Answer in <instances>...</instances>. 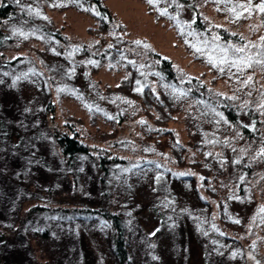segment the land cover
Returning <instances> with one entry per match:
<instances>
[{
	"label": "rangeland",
	"instance_id": "rangeland-1",
	"mask_svg": "<svg viewBox=\"0 0 264 264\" xmlns=\"http://www.w3.org/2000/svg\"><path fill=\"white\" fill-rule=\"evenodd\" d=\"M48 1L54 8L40 0L14 5L32 18L46 17L71 42L70 51L81 44L110 47L112 37H121L119 62L84 60L96 94L109 89L120 94L105 93V115L92 114L85 96L67 81L57 83L51 73L50 67L63 62L69 76L81 81L84 71L69 61L70 51L39 36L27 38L31 29L25 18L24 24L18 16L7 21L12 40L0 49V62L17 60L0 65V115L17 129H37L41 137L36 146L0 149V231L11 238L2 264H28L30 259L36 264H76L83 259L117 264L110 250L109 222L98 215L63 218L53 210L63 207L120 213L126 221L129 264H264V144L253 146L242 139L216 101L192 99L185 92L160 126L157 113L144 110L139 92L122 82L129 75L126 63L143 62L135 48L147 44L170 59L181 80L194 77L212 96L252 104L264 119V12L257 7L264 0H196L208 34L185 27V42L164 16L160 0H101L113 17L103 33L96 19L69 6L71 0ZM221 30L233 37L223 39ZM209 38L213 44L207 45ZM240 48L244 51L237 52ZM149 88L154 94L159 88L174 90L155 80ZM48 97L53 111L45 114ZM205 109L218 121L228 147H235L239 158L253 167L241 190L231 180L221 149L208 140L212 129L201 114ZM55 129L75 135L97 158L121 159L107 163V194L100 189L95 164L85 159L80 162L81 182L74 185L52 142L50 132ZM207 163L212 164L208 174ZM151 203L160 206L152 208ZM36 205L42 210L30 223H17ZM13 230L17 235L24 230L27 247L17 244Z\"/></svg>",
	"mask_w": 264,
	"mask_h": 264
},
{
	"label": "trees",
	"instance_id": "trees-1",
	"mask_svg": "<svg viewBox=\"0 0 264 264\" xmlns=\"http://www.w3.org/2000/svg\"><path fill=\"white\" fill-rule=\"evenodd\" d=\"M18 0H0V49L6 47L7 43L12 40V35L7 28V21L18 16L21 17V22L23 23L25 18V25L28 29H31L28 33L27 38L32 39L35 36L38 38H44V40H50L59 45L61 49H64L68 53L71 48V42L68 38L60 32L59 29L53 27L51 22L46 17L42 18H32L26 11H18L16 6ZM44 5L54 8L48 0H40ZM161 5L165 12L163 13L166 18H168L173 27L176 29L178 36L186 41L184 28L191 30H197L204 32L205 35L208 34L205 25L199 18V13L196 8V0H160ZM69 6L75 7L80 11H83L94 19L98 21L100 32H106L108 28V23L113 21L111 12L103 4L101 0H71ZM160 13L157 12V16ZM2 22V23H1ZM24 24V23H23ZM121 28L122 25H119ZM222 38L227 39L228 37H233L229 33L221 30ZM35 37V38H36ZM209 41V42H208ZM205 42L208 44H213V39L209 38ZM135 48L137 55L141 56L143 59L142 63L137 65H130L126 63V69L129 71L127 80L122 82H127V87L131 90H136L139 92V96L145 104L144 110L146 108H152L157 116L155 121L160 126H165V123L171 117L173 111L176 110V103L180 92H185L187 97L192 99H208L210 103L216 104L219 107L223 117L228 123H232L236 126L238 134L242 139L246 140L248 143L253 144V146L261 142L264 144V119H261L259 111L252 104H239L233 103L231 100L221 97L212 96L214 95L210 90H208L204 84L199 83L196 78L189 77V79L181 80L174 69L170 59L161 56L159 53L153 51L147 44H141ZM122 46L121 37H112L110 39V47L101 48L99 44H95L92 47L81 44L73 48L70 51L69 61L74 62L76 65H80L83 69L81 75V81L77 83L78 78L69 76L67 72V67L63 62H59L50 67L51 73L54 77L58 79V82L67 81L69 86L76 88L84 100L87 101V108L92 114L105 115L104 109L101 106V97L105 96V93H115V95L120 94L117 90H106L100 91L96 94L92 89L91 80L86 71V66L84 63L85 58H91L95 60L98 64L105 61L119 62V48ZM213 51V50H211ZM71 57V58H70ZM17 58L0 62V65H12ZM85 69V70H84ZM43 79L46 80L44 74H42ZM155 80L160 84H167L171 89L162 91L158 89L157 94H154L149 88V82ZM126 84V83H125ZM87 89L89 91L86 93ZM133 94V92H131ZM212 94V95H211ZM49 96V95H48ZM216 97V99H215ZM216 101V102H215ZM94 106V108L91 107ZM96 108V109H95ZM53 111V104L51 103L49 97L46 99L44 104L45 114ZM118 122L123 119L121 113L118 109L114 110ZM152 116V113H148ZM203 118L209 121L211 124V131H208V140L210 143L216 144L222 151V157L225 163L228 165V172L231 173V180L237 184L239 190L242 189V183L246 181V177L250 175L253 167L246 161L245 157L239 158V155L235 152L236 148L228 147L229 140H226L223 133L220 132L221 127L215 119L210 117L208 110H201ZM46 125V123H45ZM48 128V126L46 125ZM214 129V130H213ZM25 131L17 129L12 126L7 119H4L0 115V149L5 146L13 147L18 149L21 146L30 145L36 146L40 143V131ZM52 142L60 152V162L62 165V170L66 174L70 175L74 185L78 186L82 179V169L80 166L81 160H87L91 163L93 162L99 173L98 182L103 195L107 194L109 191L107 189L109 181V166L107 163L111 161H120L115 158H107L105 156L95 157L90 153L89 148L86 144L79 141L75 135H69L64 131H58L57 129L50 132ZM173 150H178L177 147H171ZM264 155V153H263ZM215 156V155H214ZM178 157H180L178 155ZM264 158V156H263ZM180 159V158H178ZM210 162V156L207 158ZM200 162L196 161V164ZM211 163H207L204 167L210 172ZM231 169V170H230ZM185 178L188 176H184ZM107 184V185H106ZM125 188L126 186H124ZM109 186V185H108ZM160 206V203H157ZM157 204H152V208H157ZM37 210H42L41 206H32L29 208L25 215L17 220V223H30L34 213ZM54 211L63 218H76V217H90L98 215L104 218L110 224V229L112 230L110 234V250L113 256L117 259V264H129L127 261L128 251L125 243V232H126V221L125 218L120 213L110 212L108 209L100 208H54ZM24 230L21 231V235H17V231L13 230V239L18 245L27 247L25 244ZM45 233V231H43ZM3 231H0V264H2L4 255L6 254L7 246L10 245L11 238L5 235ZM5 251V253H4ZM207 261V260H206ZM28 264H36L34 261L28 262ZM38 264V263H37ZM76 264H97L95 259H83L82 262H77Z\"/></svg>",
	"mask_w": 264,
	"mask_h": 264
},
{
	"label": "snow or ice",
	"instance_id": "snow-or-ice-1",
	"mask_svg": "<svg viewBox=\"0 0 264 264\" xmlns=\"http://www.w3.org/2000/svg\"><path fill=\"white\" fill-rule=\"evenodd\" d=\"M154 2V0H148V3H153ZM258 7V9H259V11L260 12H264V3H261L260 5H258L257 6ZM262 40H264V37H262L261 38ZM136 43H140L139 41H137ZM236 51L237 52H243L244 51V49L243 48H240V49H236ZM222 63H223V61H221ZM260 61H257V63H259ZM235 63V62H234ZM241 63H244V61H241ZM246 66H251V64L250 63H247V65ZM261 212H264V209H261ZM239 221H237V223H238Z\"/></svg>",
	"mask_w": 264,
	"mask_h": 264
}]
</instances>
